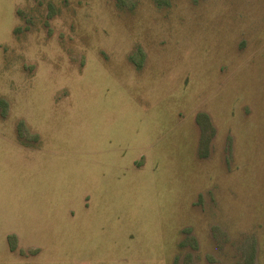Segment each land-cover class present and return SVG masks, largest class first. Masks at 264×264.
<instances>
[{
	"label": "rangeland",
	"instance_id": "rangeland-1",
	"mask_svg": "<svg viewBox=\"0 0 264 264\" xmlns=\"http://www.w3.org/2000/svg\"><path fill=\"white\" fill-rule=\"evenodd\" d=\"M0 264H264V0H0Z\"/></svg>",
	"mask_w": 264,
	"mask_h": 264
}]
</instances>
